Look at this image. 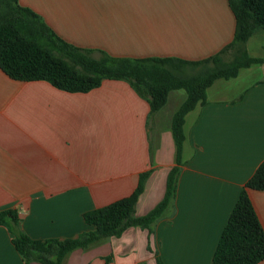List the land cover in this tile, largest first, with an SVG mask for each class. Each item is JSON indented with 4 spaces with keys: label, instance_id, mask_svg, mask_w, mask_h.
<instances>
[{
    "label": "crops",
    "instance_id": "crops-1",
    "mask_svg": "<svg viewBox=\"0 0 264 264\" xmlns=\"http://www.w3.org/2000/svg\"><path fill=\"white\" fill-rule=\"evenodd\" d=\"M19 2L65 40L113 55L203 58L230 42L235 28L227 0ZM244 68L263 75L232 96L211 94L212 82L206 102L185 117L175 197L153 231L129 226L72 249L62 264H152L156 252L164 264H210L244 181L264 158V62ZM184 96L182 88L170 90L151 113L124 79L68 91L0 67V209L15 208L30 236H75L91 228L85 210L128 195L147 171L134 213L147 212L175 164L171 115ZM248 193L264 228V190ZM14 228L0 223V264H25Z\"/></svg>",
    "mask_w": 264,
    "mask_h": 264
},
{
    "label": "trees",
    "instance_id": "trees-1",
    "mask_svg": "<svg viewBox=\"0 0 264 264\" xmlns=\"http://www.w3.org/2000/svg\"><path fill=\"white\" fill-rule=\"evenodd\" d=\"M227 1L235 17L232 40L216 53L189 59L175 55H113L102 49L82 47L62 38L39 13L19 0H0V67L13 78L45 79L68 91H87L104 78L124 79L147 99L151 113L166 103L170 90H185L184 98L171 115L176 157L167 172L162 198L147 212L134 213L148 174L143 171L131 193L83 212V219L91 228L64 238L30 236L18 227L20 219L15 208L0 209V223L16 227L12 242L25 264L32 260L62 264L72 249L87 247L109 235H119L129 226L153 231L152 224L165 214L175 197L183 161L186 112L206 102V89L216 78L235 76L243 66L264 62V54L251 55L246 48L249 36L259 28L264 29V0ZM227 52L231 53L229 58L225 57ZM249 188L264 190V158L244 181L220 232L210 264H256L264 258V228ZM152 264H164L157 252Z\"/></svg>",
    "mask_w": 264,
    "mask_h": 264
},
{
    "label": "rangeland",
    "instance_id": "rangeland-1",
    "mask_svg": "<svg viewBox=\"0 0 264 264\" xmlns=\"http://www.w3.org/2000/svg\"><path fill=\"white\" fill-rule=\"evenodd\" d=\"M246 45H248L249 53L251 55L260 56L264 54V29L259 28L256 30L247 40ZM231 56L230 52L225 54L226 58ZM254 63H252L253 65ZM245 66L239 68L238 74L228 78L220 77L216 78L212 87L214 91L211 94L218 96H232L241 90L246 84L251 82L253 79L262 76L263 73L259 69L255 71L245 70ZM182 91H184L182 89ZM194 116V111L189 110L186 112L185 117L187 119Z\"/></svg>",
    "mask_w": 264,
    "mask_h": 264
}]
</instances>
